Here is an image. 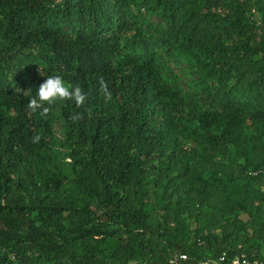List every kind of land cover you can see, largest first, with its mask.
I'll use <instances>...</instances> for the list:
<instances>
[{
  "label": "trees",
  "instance_id": "1",
  "mask_svg": "<svg viewBox=\"0 0 264 264\" xmlns=\"http://www.w3.org/2000/svg\"><path fill=\"white\" fill-rule=\"evenodd\" d=\"M223 253L264 262V0H0V264Z\"/></svg>",
  "mask_w": 264,
  "mask_h": 264
},
{
  "label": "clouds",
  "instance_id": "2",
  "mask_svg": "<svg viewBox=\"0 0 264 264\" xmlns=\"http://www.w3.org/2000/svg\"><path fill=\"white\" fill-rule=\"evenodd\" d=\"M40 71V69H39ZM101 92L107 100H111V92L108 89L107 83L101 77L99 80ZM29 92V91H28ZM28 92L24 94L27 95ZM88 97L79 86H70L62 75H50L47 76L45 82L39 85L36 95L33 96L26 105L29 115L39 114L40 117L47 119L52 106L59 102L74 101L75 105L83 107L86 104ZM82 116L80 114H74L71 119L78 121ZM41 139L40 135H34L32 137L33 143H39ZM169 264H174L172 260Z\"/></svg>",
  "mask_w": 264,
  "mask_h": 264
},
{
  "label": "built area",
  "instance_id": "3",
  "mask_svg": "<svg viewBox=\"0 0 264 264\" xmlns=\"http://www.w3.org/2000/svg\"><path fill=\"white\" fill-rule=\"evenodd\" d=\"M179 259H188L187 255H181ZM227 261V253H223L222 256L215 260L214 258H208L202 264H223ZM174 264L177 263V259H173ZM228 264H264L260 260H251L246 255H236Z\"/></svg>",
  "mask_w": 264,
  "mask_h": 264
}]
</instances>
